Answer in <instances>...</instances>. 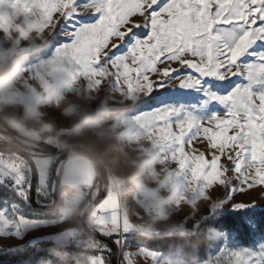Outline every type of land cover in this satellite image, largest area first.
<instances>
[{"label": "snow or ice", "instance_id": "snow-or-ice-1", "mask_svg": "<svg viewBox=\"0 0 264 264\" xmlns=\"http://www.w3.org/2000/svg\"><path fill=\"white\" fill-rule=\"evenodd\" d=\"M28 6L46 19L54 14L51 0H28ZM80 9L93 12L87 16ZM62 15L63 41L54 46V54L75 70L87 69L89 77L103 76L116 87L126 82L130 95L147 90L150 97L157 89L199 94L197 104L161 100L135 118L141 131L157 134L162 155L176 161L185 183L196 184L193 198L201 189L222 187L227 202L235 192L264 185V0H67ZM174 81L178 83L172 88ZM212 104L220 110L209 112ZM228 173L239 180V188ZM54 194L51 186L43 192L39 179L33 189L26 176L0 168V236L23 241L0 247V264H63L64 254L52 247L63 234L47 231L63 220L24 211L33 195L40 204ZM98 215L99 235L111 239L92 264H166L155 250L141 245L135 253L128 250L133 229L114 210ZM221 217L222 209L213 207L202 223L191 215L185 221L191 220L196 232L227 223L250 234L264 233V209L234 208ZM108 223L117 231H107ZM30 233L35 238H27ZM222 235L225 243L214 255H228L229 261L238 259L240 264H264V242L234 251L229 234Z\"/></svg>", "mask_w": 264, "mask_h": 264}, {"label": "rangeland", "instance_id": "rangeland-1", "mask_svg": "<svg viewBox=\"0 0 264 264\" xmlns=\"http://www.w3.org/2000/svg\"><path fill=\"white\" fill-rule=\"evenodd\" d=\"M51 3L54 14L46 19L40 10L28 6V0H0V139L25 152L33 161L37 159L40 166L47 161L45 158L56 162L73 147L94 151L106 165L109 186L119 194L120 210L126 212L125 220L133 229L128 237V250L133 253L137 245L151 249L144 237L194 233L192 221L186 222L185 217L191 215L202 223V218L209 215V208L220 207L223 214L233 212L234 208L238 211L253 207L264 209V185L235 192L227 202H224L227 190L222 187L201 189L193 198L196 184L185 183L176 161L162 155L157 134L141 131L135 118L149 113L161 100L168 104H197L199 94L191 90L173 93L157 89L154 93L160 94L155 97H151L154 93L149 97L147 90L130 95L126 82L121 81L116 87L103 76L89 77L87 69L85 72L75 70L54 54V46L63 41L60 30L64 20L59 29L54 30L63 17L67 0H51ZM80 10L87 16L93 12V9ZM4 68L7 72H3ZM177 83L174 81L170 87L175 88ZM131 87H137L135 80ZM220 107L212 104L208 111L216 112ZM124 108L127 109L122 112L113 111ZM39 172L41 182L44 171L39 168ZM250 175L255 177V172ZM228 177L233 185L240 187L238 179H231V173ZM51 180L52 173L48 176L46 190ZM96 192L95 187L93 195ZM24 211L29 215L63 220L47 231L63 234L56 236L55 245L59 249L53 248L64 254L63 264H76L68 259L67 244L70 232L78 231L83 209L73 220V228L69 227L71 219L59 211L35 214L28 206ZM223 233L229 234L228 243L234 251L242 246L254 248L264 242L261 232L244 243L235 231L212 229L210 235L214 244L206 256L207 261L193 250L185 252L180 247L170 248L167 253L155 251L166 264H240L238 259L229 261L228 255H214L216 248L225 243ZM35 236L30 233L27 238ZM17 243L23 241L0 236V247ZM223 251L227 253L228 249ZM93 259L88 263L92 264ZM137 264L145 262L139 260ZM147 264L153 261L148 260Z\"/></svg>", "mask_w": 264, "mask_h": 264}, {"label": "crops", "instance_id": "crops-1", "mask_svg": "<svg viewBox=\"0 0 264 264\" xmlns=\"http://www.w3.org/2000/svg\"><path fill=\"white\" fill-rule=\"evenodd\" d=\"M45 159H47V161L41 166L38 164L37 159L34 160L38 172V179L40 177L39 168L44 171V179L40 182L42 191H46V187L48 185V176L50 173H52L55 164V160L53 158ZM0 168L12 170L9 165L3 164L1 162ZM45 181L47 182L46 185ZM95 184V168L93 166V163L88 158L82 156L71 157L64 162L61 174L60 202L58 204L57 211H59L61 215H67L71 219L69 223L70 228L74 227L75 223L73 220L77 218L78 214H80V211L83 209L84 204L89 200V198L93 194L92 190H95ZM79 187L81 188V190L74 191L76 188ZM118 197L119 194L113 191V189L110 187L109 192L107 194V198L104 199L103 202L99 204V206H97V208L89 216V226L97 233H99L98 227L102 222L101 216L98 215L101 210H103L104 212L114 210L119 220L122 222H126V212H121V201ZM104 228L109 232H115L117 230V227H114L110 223L104 224ZM70 233L71 234L69 236V239L75 234V232L71 231ZM102 236L111 239V237L107 235Z\"/></svg>", "mask_w": 264, "mask_h": 264}, {"label": "water", "instance_id": "water-1", "mask_svg": "<svg viewBox=\"0 0 264 264\" xmlns=\"http://www.w3.org/2000/svg\"><path fill=\"white\" fill-rule=\"evenodd\" d=\"M0 153H8V154L15 153L21 156L24 160H26L32 172L31 184L33 186V189L37 187V181H38L37 168L35 166L33 159L28 154L18 149L17 147L9 144L3 139H0ZM78 156L86 157L93 163L96 172L95 187L97 188L96 195H94V197L93 196L90 197L89 202L85 205L82 211L80 217V223L82 225V228L89 236L108 243L110 238H106L102 235H99V233L93 230L88 223L89 216L97 208V206H99V204L103 202L105 197H107V194L110 189L108 169L106 165L100 160L99 156L91 149L85 147H73L67 150L62 155H60L59 158L56 160L52 171L51 188L54 190L55 193L53 196H51L52 202L50 204H41V203L37 204L35 201V195H33V200L31 202V205L33 206L34 209L39 211H44L47 213H53L54 211H56L58 204L60 202L62 166L68 158L78 157ZM42 205H47V206L45 207Z\"/></svg>", "mask_w": 264, "mask_h": 264}, {"label": "trees", "instance_id": "trees-1", "mask_svg": "<svg viewBox=\"0 0 264 264\" xmlns=\"http://www.w3.org/2000/svg\"><path fill=\"white\" fill-rule=\"evenodd\" d=\"M62 21H63V17L57 23V26H56L54 32H56L59 29ZM3 72H7V69L4 68ZM159 94H160V92H156L151 97H155ZM149 99H151V98H149ZM126 109L125 108L124 109H116L113 111L114 112H122ZM261 210L262 209L255 210V212H259ZM239 212H245V211H239ZM232 213L233 212H227L224 214V217H227V216L231 215ZM247 214L248 215H254L255 213L249 212ZM224 217H221V219H223ZM214 229H217L219 231H222V230L235 231L239 234V236L241 237V239L243 240L244 243H249V241L253 237V235L256 234V233L250 234V233H247L244 231H239L237 229L232 228L227 223H223ZM211 230H209V227L205 226V227L201 228V230L199 232L195 231L194 233L185 234V235L175 234V235H170V236L164 235L161 237H144L143 240L145 241V244L153 250H157V251L167 253L170 248L180 247L185 252H187L189 250H193L200 258H205L208 255V253L211 252L212 246L214 244V240L211 238V235H210ZM52 247L59 249V247L56 246L55 244L52 245Z\"/></svg>", "mask_w": 264, "mask_h": 264}, {"label": "built area", "instance_id": "built-area-1", "mask_svg": "<svg viewBox=\"0 0 264 264\" xmlns=\"http://www.w3.org/2000/svg\"><path fill=\"white\" fill-rule=\"evenodd\" d=\"M0 162L9 165L12 168V170L16 171L18 174H22L26 176L29 181L32 180V172L29 164L18 154L0 153ZM79 190H81L80 187L76 188L74 191H79ZM47 191L48 189L43 192L46 193ZM92 196L94 197L93 194L91 195V197ZM51 202H52V197H49V199L47 200L42 199L40 201L41 204H50ZM28 207L35 214H47V212L34 209L31 204ZM77 230H78L77 233L69 239L67 244L68 259L76 264H87L90 259L95 258L99 255V250L102 247V244H108V243L89 236L82 228L81 223L77 227ZM73 243L75 244L74 247L68 246L69 244H73ZM108 264H111V261H109Z\"/></svg>", "mask_w": 264, "mask_h": 264}]
</instances>
